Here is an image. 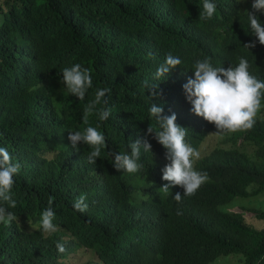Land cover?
<instances>
[{
	"label": "trees",
	"instance_id": "1",
	"mask_svg": "<svg viewBox=\"0 0 264 264\" xmlns=\"http://www.w3.org/2000/svg\"><path fill=\"white\" fill-rule=\"evenodd\" d=\"M213 2V17L201 20L203 0H0V147L21 164L9 209L18 219L0 223V264H264V89L251 129L215 135L182 88L205 58L225 68L244 58L264 80V45L243 47L256 40L246 13L252 0ZM169 53L182 63L158 80ZM75 63L92 71L84 100L60 83L61 69ZM145 82L157 85L151 101ZM105 86L109 119L93 113L85 125V105ZM150 103L189 130L185 142L200 153L194 170L208 177L180 203L172 198L183 195L180 186L171 195L159 189L169 183L161 179L169 161L151 135L136 173L115 170L108 155L157 127ZM97 125L107 148L93 165L91 146L72 149L68 131ZM81 194L84 213L72 207ZM50 197L51 234L39 227Z\"/></svg>",
	"mask_w": 264,
	"mask_h": 264
},
{
	"label": "clouds",
	"instance_id": "2",
	"mask_svg": "<svg viewBox=\"0 0 264 264\" xmlns=\"http://www.w3.org/2000/svg\"><path fill=\"white\" fill-rule=\"evenodd\" d=\"M216 4L213 0H203L202 11L199 19L208 20L216 12ZM247 21L256 38L243 47L254 48L258 41L264 45V24L258 18L264 15V0H252L251 11H246ZM182 63L178 56L169 53L162 64L157 67L155 78L161 80L167 74ZM249 62L240 58L237 66L229 65L227 68L213 67L210 58L196 60L193 64V78L182 86L186 101L191 104V112L197 117L215 126L216 131L211 134L222 135L224 132H236L248 130L254 126L255 116L260 109L261 89H264V80H260L249 74ZM60 83L64 85L63 90L84 100L88 89L93 86L92 71L81 64L63 67L60 71ZM41 86V85H40ZM145 86L150 90L148 99L151 101L159 94L156 92L157 85ZM42 87V86H41ZM111 89L107 86L96 89L95 98L85 105L83 122L88 124V116L95 113L99 120L106 121L111 115L108 107ZM99 106V107H98ZM149 115L155 120L157 127H149L145 138L130 141L126 152L109 151V157H113L115 170L127 173H136L144 167L140 163L141 149L150 153L151 144L147 136L151 135L165 150V159L169 161L161 170L163 181L169 183L159 188L162 192L171 195L170 189L180 186L183 195L176 192L172 197L177 203L182 202L183 197L191 196L201 184L207 180V174H201L194 170V158L198 160L200 153L190 144L185 142L188 129L176 123V115H164L163 108L150 103ZM97 127L88 126L83 131H68V140L74 150H78L80 144L91 146L88 151L87 161L95 164L102 150L107 148L106 137ZM130 150V151H129ZM21 164L15 161L6 147H0V223L10 226L16 221L17 216L10 211L16 207L11 189L15 183L14 177L20 172ZM86 194H81L74 202L73 209L78 213L86 212L88 205L85 202ZM53 198H49V206L40 215L39 227L45 233H54L58 226L53 223L55 211L52 208ZM7 205V207L4 206ZM241 210L240 208H238ZM236 211V210H235ZM245 210H243L244 212ZM247 215L252 213L247 211ZM182 212L178 209L177 215ZM58 252L63 253L66 249L60 242L56 243Z\"/></svg>",
	"mask_w": 264,
	"mask_h": 264
},
{
	"label": "rangeland",
	"instance_id": "3",
	"mask_svg": "<svg viewBox=\"0 0 264 264\" xmlns=\"http://www.w3.org/2000/svg\"><path fill=\"white\" fill-rule=\"evenodd\" d=\"M215 143H216V139H215ZM214 142H212L210 139H209V144L210 145H214L215 144ZM201 152H202V150H201ZM262 193V192H261ZM232 210H236V211H239V209H238V207L237 206H234L233 208H232ZM248 213H245V215H247ZM32 227H34V226H32ZM30 228H31V226H30ZM223 264H228L227 263V261L225 262V263H223ZM233 264V263H232Z\"/></svg>",
	"mask_w": 264,
	"mask_h": 264
}]
</instances>
